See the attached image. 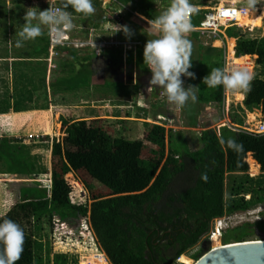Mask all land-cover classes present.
Masks as SVG:
<instances>
[{"label": "trees", "instance_id": "16d2710c", "mask_svg": "<svg viewBox=\"0 0 264 264\" xmlns=\"http://www.w3.org/2000/svg\"><path fill=\"white\" fill-rule=\"evenodd\" d=\"M95 2L97 0H93ZM115 2L120 6L132 5V11H138L150 21L170 4V0ZM60 5L61 0H58L57 6ZM68 11L73 10L69 8ZM73 15L83 16L74 12ZM263 15L257 10L248 11L238 24L259 23ZM94 17L92 14L85 18L94 23L98 20ZM115 17L120 18L117 13ZM197 18L200 16L193 13V26L197 25ZM102 21L103 18L97 22ZM143 23L151 29L150 24ZM226 30L227 36L237 37L236 56L256 55V62L264 64V39L240 36L236 27ZM192 34L197 36L196 32ZM26 42L31 46V57H48L50 41L46 32L35 41ZM232 48L233 39L230 38L229 49ZM77 50L70 45L56 47L57 53L62 55L58 67L51 70L49 91L52 95L101 84L107 91L121 88L123 95L129 94L125 93L129 85L112 78L114 71L121 69L122 58L119 60L110 50L86 55H80ZM210 50L223 58L222 49ZM136 66L138 81L134 88L137 90L142 74L149 71L137 62ZM214 66L222 68L223 64L215 62ZM199 84L200 101L222 104V86L205 91ZM42 87L47 92L45 78ZM237 96L244 99L246 108L260 109L264 118V79L253 78L250 91L238 92ZM13 109L15 112L24 110L18 103ZM104 120L101 117L61 118L63 135L52 141L50 185L40 184L34 178L20 188L18 197L0 215V219L8 218L18 223L24 231L23 252L17 264H35L33 220L46 215L64 224L67 233L77 238L84 231L92 230L100 250L111 264H176V259L183 264H194L185 252L209 233L212 220L264 204V193L254 195L253 189L243 187L244 180H254L248 176L249 166L252 175L258 170L256 162L264 172V134L223 125L219 130L203 128L187 135L183 130L145 121L142 139L130 140L122 135L111 136ZM229 137L241 143L243 151L235 152L222 142ZM146 142L154 148L148 147ZM0 155L18 180L27 179L25 165L13 150L10 137H0ZM239 174H245L244 180L232 187L230 198L226 199L227 175H232L236 181ZM76 178L88 188L89 204L70 201V194L77 187ZM88 180L101 187L88 185ZM247 194L249 199L245 198ZM255 229H264V220L226 229L221 236L223 244L215 247L244 241ZM194 259H198V255Z\"/></svg>", "mask_w": 264, "mask_h": 264}, {"label": "rangeland", "instance_id": "374dc122", "mask_svg": "<svg viewBox=\"0 0 264 264\" xmlns=\"http://www.w3.org/2000/svg\"><path fill=\"white\" fill-rule=\"evenodd\" d=\"M57 1L4 0V3H0V137L11 138L12 148L24 163L27 173L25 181L18 180L14 172L8 170L5 158L0 155V215L18 197L20 188H24L34 178L40 184L47 183L50 185L52 141L54 138H61L63 135L61 118L77 120L87 116H101L105 119L103 124L111 136L122 135L130 140L142 139L145 130L144 119L152 118V114L156 116L153 117L154 121L162 122L166 128L183 130L187 135L199 131L200 128L218 130V125L224 122V115L222 114V109L226 114V106L224 107V105L221 107L211 106V110L207 111V107L211 104L205 106L204 103L197 100L195 103L189 101L183 108H178L167 101L162 89L151 87L149 83L151 72L143 64V49L147 40L156 38V35L151 29L146 28L147 26L142 20L136 18L130 8L119 7L115 0H97L93 3L95 7L94 19L101 20L103 18L102 22L98 23L96 20L94 23H89L84 16L73 15V28L70 31H65L59 39L45 30L50 41L47 58L31 57V46L27 42H24L22 47H17L16 41L19 39L17 34L22 30V25L25 23L23 17L25 12L29 10L28 8L37 7L39 10H45L48 7L55 8ZM190 2L192 4L204 3L212 9L220 3L247 4L248 0H190ZM107 4L110 6H106ZM256 10L264 13V0H257L249 11ZM116 13L119 15V19H116ZM203 13L204 11L199 12L201 15ZM82 24L92 25L93 28H96L94 38H90L89 29L83 28ZM114 25H127L133 32L132 37L129 39L125 37L123 32H115ZM229 27H236L240 36L264 39V15L259 23H249V26L239 27L240 30L236 25H229L225 28ZM81 37L95 39L93 41L96 39L106 41V44L95 45V51L107 50L110 47L109 50L116 54L115 56L119 60H121V52L125 49L117 44L118 41L141 40L138 44L130 42L127 45L126 61L124 62L122 59L121 69L115 70L112 75L116 82L128 84L131 81V84H134L133 78L134 75L136 77L137 73L136 62L139 63L145 67L146 71H149L148 74H142L141 92L135 91L132 89L133 87L129 86L128 91H125L129 94L123 95L124 90L121 88L115 90L112 88L107 91L101 84L98 87L93 86L89 89L83 88L74 92L52 95L48 89L51 70L58 67L59 57L62 55L57 53L56 47L70 45L76 47L80 55H86V52L90 51V46L86 47L88 48L86 50L77 48L80 47L77 41ZM188 39L192 43L193 67L190 71L195 73V79L182 77L184 86H199L200 82L203 90L206 91L209 87L203 84V77L216 68L215 62L223 64V58L213 54L210 49H207V45L204 47L203 43L206 42L204 39L201 38L200 40L191 33H189ZM229 39L227 40V49L233 56V48L232 50L229 49ZM69 41V44H65ZM211 44L212 41H209V45ZM212 45L211 47H220L218 39L214 40ZM221 48L224 49L223 46ZM227 54L229 55L228 52ZM128 57H131L133 61L132 67L128 64ZM249 59L253 64L251 69L253 78L264 79V64L256 62V55H249ZM44 78L47 92L42 87ZM238 92L235 95H231L230 92L227 93L226 98L230 103L231 111H235L233 114L230 113L229 117L235 124L246 125L249 129H255V120H259V117L253 112L260 109L256 107L246 108L244 105L241 106L240 102L237 105L232 103L231 99L236 98L237 101H240L237 96ZM139 96L143 98V103L145 102L147 106L139 102ZM16 103L24 110L15 112L13 106ZM141 109H145L146 113L140 112ZM127 110H130L131 113L125 117ZM246 110L249 111L246 112ZM158 113H161L163 118L157 116ZM154 121L150 120L151 123H155ZM243 121H248L249 124ZM197 123H200L199 127L196 126ZM146 143L148 147L154 148L153 144ZM247 161L249 162V160ZM248 172H251L250 166ZM249 173L248 176L250 177L251 173ZM244 175L239 174L236 181L233 180L232 175H227L226 199L230 198L232 187H237L240 181L244 180ZM251 177H254V180H244L243 187L253 189L254 195L264 193V172L258 169ZM77 181L76 189L70 194V201L74 204H89L88 188L80 179ZM88 185L101 187L100 184L92 180H88ZM250 210L251 213L246 216L247 222L255 223L264 220V211H259V205L253 206ZM242 223L239 218L233 219L229 228ZM66 228L64 224H59L55 218L52 219L49 215L33 220L35 264H111L108 258L102 257L101 253L104 252L102 249L100 250L92 230L84 231L82 236L77 238L71 233H67ZM263 238L264 229H255V232L247 236L244 241ZM218 244H223L221 237L214 236L210 239L208 233L188 249L185 255L196 261L195 255H198L199 258ZM175 263L183 264L178 259Z\"/></svg>", "mask_w": 264, "mask_h": 264}, {"label": "clouds", "instance_id": "9594fccd", "mask_svg": "<svg viewBox=\"0 0 264 264\" xmlns=\"http://www.w3.org/2000/svg\"><path fill=\"white\" fill-rule=\"evenodd\" d=\"M256 2L248 0L246 6L251 8ZM69 8L73 11H68ZM28 9L23 17L25 23L22 30L17 34V47H22L26 41H35L44 35L45 30L59 39L65 31L73 28V12L84 17L95 12L93 0H61L58 8ZM196 11L190 0H170L166 10L150 21L156 38L147 40L143 49V64L151 72V87L162 89L167 101L178 108H183L189 101L195 103L198 100L199 86L185 87L182 79H195V73L190 71L193 67L192 43L188 35L193 27L191 15ZM114 26L115 32L121 31L129 39L132 37L133 32L127 25ZM96 54H99V50ZM252 79L253 75L247 69L229 71L217 67L203 77L202 82L209 88L222 86L228 91L246 93L250 91ZM222 142L235 152L243 151V145L234 138L229 137ZM202 179H206V176H202ZM24 242L25 234L18 223L8 218L0 219V264H17Z\"/></svg>", "mask_w": 264, "mask_h": 264}, {"label": "built area", "instance_id": "2783aa9c", "mask_svg": "<svg viewBox=\"0 0 264 264\" xmlns=\"http://www.w3.org/2000/svg\"><path fill=\"white\" fill-rule=\"evenodd\" d=\"M247 4H241V3H224V4H218L215 8L205 10L202 14V18L200 19V23L197 27H192L191 31H196L198 33V36L205 37L209 40L215 39L220 37L221 34H223V30L226 26H238L239 19L241 17L247 16L248 11L251 9L246 6ZM55 8H58V6H55ZM193 15V14H192ZM191 15V17H192ZM225 26V27H224ZM78 45L80 47L85 46H94L95 45H103L106 44V41H81L78 40ZM102 42V43H101ZM66 44V43H65ZM118 45H121L124 47V49L129 45L128 42H117ZM246 56L241 55L239 57ZM249 56V55H248ZM238 57V56H236ZM253 64L251 63L249 57L247 59H244L242 63H235L234 59H228L227 54H225V58L223 61V67L224 69H227L231 71L235 68H244L247 69L251 73V69ZM256 125L255 129H249L246 127L244 130L254 132V133H262L264 134V118L259 117V120H255ZM253 122V121H251ZM250 122V123H251ZM249 124V123H248ZM229 126L230 128L234 130H238L239 128L231 127V124H225ZM249 173V172H248ZM250 174V173H249ZM253 176L252 174H250ZM78 185V183H77ZM246 199L250 198V195H245ZM259 211H264V204L259 205ZM251 213V210H245V211H238L232 214H225L221 217L215 218L213 222L211 223L210 230H209V238L212 239L214 236H218L219 238L222 236L223 231L232 225V220L239 218L241 222H247L248 219L246 218L247 215ZM103 255L102 257H106L105 253H101Z\"/></svg>", "mask_w": 264, "mask_h": 264}, {"label": "crops", "instance_id": "0c3cea01", "mask_svg": "<svg viewBox=\"0 0 264 264\" xmlns=\"http://www.w3.org/2000/svg\"><path fill=\"white\" fill-rule=\"evenodd\" d=\"M207 2V1H206ZM220 4H222V3H220ZM108 5V4H107ZM106 5V6H107ZM119 5V4H118ZM195 7H196V9H197V11L194 13L195 14V16L196 15H199L200 16V18L198 19H196V20H198V24L196 25V26H193L194 28L195 27H197L198 25H199V23H200V19L202 18V16H201V14H199V12H202V11H205V10H208V8L210 7L209 5H206V4H204V3H199V4H193ZM119 7H128V8H130V10L132 11V9H131V7H132V5H125V6H120L119 5ZM210 9V8H209ZM134 14H135V16H136V18L138 19V20H142V21H144V22H146V23H148V24H150V20H148L145 16H143L142 14H140L138 11H132ZM117 18V17H116ZM83 28H86V29H89V31H90V38L92 37V38H94L93 36H94V33H95V29L96 28H93L94 26H92V25H81ZM85 26V27H84ZM238 28L240 27V28H244V26H241V25H238L237 26ZM226 29L227 28H225L224 30H223V34H221L220 35V37H218V38H215V39H212V40H209V39H207V38H205V37H202V36H198V33L196 32V31H191L190 33L192 34L193 32H196V35H197V38L198 39H200L201 40V38L202 39H204L206 42L205 43H203V45H204V47L207 45V49H210V48H217V49H222L221 47L223 46L224 47V49H222L223 50V61H224V58H225V54H227V52H228V49H227V40L229 39V38H232L234 41H233V51H232V53H233V56L235 57V45H236V40H237V37H229V36H227V34H226ZM112 38H113V34H112ZM81 41H90V40H95V39H89V38H79ZM216 39H218V40H220L221 42H222V46H220V47H211V46H213L212 44H213V41L214 40H216ZM96 41L97 42H99V41H102V40H99V39H96ZM143 41V40H142ZM208 41V42H207ZM209 41H212V44L211 45H209ZM119 42H128V43H132V44H138V43H140L141 42V40L140 41H119ZM70 43V41L69 42H67L66 44H69ZM209 46V47H208ZM86 47H89V46H85V47H77V48H82L81 50H86V49H88V48H86ZM49 48H50V46H49ZM76 48V47H75ZM109 49H110V47H108ZM112 48V47H111ZM124 48V47H123ZM89 49H90V51L89 52H86V53H94L95 52V48L94 47H89ZM109 49H107V50H109ZM104 50H106V49H104ZM126 48H125V51H122L121 52V58L123 59V61L125 62L126 61V58H127V56H126ZM97 51V50H96ZM111 51V50H110ZM229 53V52H228ZM239 57V56H238ZM227 58L229 59V55L227 54ZM236 58V57H235ZM131 62V63H130ZM132 64V66H133V61H132V59H131V57H128V64ZM129 66H131V65H129ZM136 68H137V66H136ZM132 78H133V76H132ZM133 80H134V84H131V81L128 83V84H126V85H129L130 87H133L132 89L133 90H135L136 91V89L134 88V86H135V84L137 83V81H138V68H137V73H136V77H135V75H134V78H133ZM136 80V81H135ZM133 83V82H132ZM124 84V83H123ZM93 87V86H92ZM48 89H49V84H48ZM141 86L139 87V89H137V91L138 92H141ZM227 92H228V90H225L224 88H223V102H222V104L220 105V104H218L217 102H214V101H210V102H206V103H204V102H202V101H200L199 99V101L201 102V103H204L205 104V106H207L208 104H211L209 107H207V111H209V110H211L210 108H211V106H218V107H221L222 105H224V107L226 108V114H224V109H222V114L224 115V122H221V124H219L218 125V127L220 128L221 126H223V125H225V124H227V121H228V123H230L231 125V127H236V128H239V129H245L247 126L246 125H244V126H240L239 124H235V123H233L232 122V120L230 119V113H232L233 114V112H235V111H231V108H230V103H229V101H228V99L226 98V96H227ZM231 92V91H230ZM235 93L236 92H231V95H235ZM235 98V97H234ZM139 102H142L143 103V98L141 97V96H139ZM243 101H244V99L243 100H240V101H237V99L235 98V99H231V102L232 103H234V104H236L237 105V103L238 102H240V104H241V106L242 105H244L243 104ZM144 104V106H147V104L144 102L143 103ZM227 104V105H226ZM144 112V113H146V111H145V109L143 110V109H141L140 110V112ZM247 111H249V110H246V112ZM256 111L257 112H253V113H255V115H257L258 117H263V115H262V112H261V110H257L256 109ZM131 113V111L130 110H127L126 111V113H125V117H128L129 116V114ZM157 113V112H156ZM238 113V112H237ZM236 113V114H237ZM250 113V112H249ZM121 116V115H120ZM157 116H159V117H162L163 118V116H162V114L161 113H158L157 114ZM98 116H96V117H94V116H91V117H84V118H97ZM99 117H101V116H99ZM153 117H156V116H154L153 114H152V118L151 117H149V118H146V119H144V122L145 121H147V122H150V120L151 121H154L153 120ZM158 117V118H159ZM155 123L157 122V123H159V124H161V125H163L162 124V122H159V121H154ZM244 123H246V124H248L249 122L248 121H243ZM198 124H200V123H198ZM233 125V126H232ZM246 126V127H245ZM198 127H199V125H198ZM219 128H218V130H219ZM200 130H201V128H200ZM250 157V156H249ZM250 159H252L251 157H250ZM253 160V159H252ZM256 162V161H255ZM249 163V162H248ZM256 164H257V166H258V169H259V165H258V163L256 162ZM259 171H260V169H259Z\"/></svg>", "mask_w": 264, "mask_h": 264}, {"label": "water", "instance_id": "95a60500", "mask_svg": "<svg viewBox=\"0 0 264 264\" xmlns=\"http://www.w3.org/2000/svg\"><path fill=\"white\" fill-rule=\"evenodd\" d=\"M194 264H264V238L224 244L208 250Z\"/></svg>", "mask_w": 264, "mask_h": 264}, {"label": "bare ground", "instance_id": "6f19581e", "mask_svg": "<svg viewBox=\"0 0 264 264\" xmlns=\"http://www.w3.org/2000/svg\"><path fill=\"white\" fill-rule=\"evenodd\" d=\"M229 52V51H228ZM229 57H230V59H234V62L235 63H242L243 61H244V59H247L249 56L248 55H246L245 57L244 56H242V57H234V56H232L231 54H230V52H229ZM230 91H228L227 93H229ZM231 93V92H230ZM223 245H220V246H217V247H213L212 249H218V248H221Z\"/></svg>", "mask_w": 264, "mask_h": 264}]
</instances>
